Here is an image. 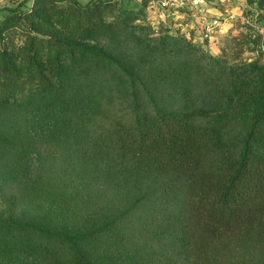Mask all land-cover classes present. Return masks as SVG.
I'll return each mask as SVG.
<instances>
[{
	"label": "trees",
	"instance_id": "obj_1",
	"mask_svg": "<svg viewBox=\"0 0 264 264\" xmlns=\"http://www.w3.org/2000/svg\"><path fill=\"white\" fill-rule=\"evenodd\" d=\"M67 1L93 15L96 0ZM164 23L127 46L117 18L103 61L28 35L36 73L0 92V264H264V111L235 94L194 108L184 87L242 80L219 82L216 56L175 48L191 40Z\"/></svg>",
	"mask_w": 264,
	"mask_h": 264
},
{
	"label": "rangeland",
	"instance_id": "obj_2",
	"mask_svg": "<svg viewBox=\"0 0 264 264\" xmlns=\"http://www.w3.org/2000/svg\"><path fill=\"white\" fill-rule=\"evenodd\" d=\"M93 5V15L86 17L77 12L75 3L67 0H0V92H4L5 87L10 85L9 89L6 88L7 94H10L12 89L24 85L26 77L36 73L28 63L32 53L28 51L27 45L30 33L53 35L76 43L91 42L89 52L95 53L93 57L97 61H103L104 57L97 52L98 48L106 45L99 41V36L107 35L109 29L116 27L117 18L128 21V36L123 33L118 38V43H127V46L133 44L134 35L157 41L158 36L165 34L162 30L163 22L171 25L170 31L176 34L190 28L185 23L175 24L170 15L164 17L160 13L155 16L142 4V0H112L107 3L96 0ZM208 5H215L213 9L222 12L224 21L218 28L215 42L204 45L200 38L190 39L191 42H188L180 37H173L175 40L172 41V46L216 56L213 63L227 77H219V82L228 80L233 83L232 79H241L242 88L238 93L232 91L226 95V82L219 83L220 87H214L212 91L209 84L199 87L193 83L184 87L181 93L191 92L195 88L197 98L193 103L194 108L204 111L215 107L216 101L221 102L223 98L226 100L233 94L239 99L236 108H251L256 113L264 111V95L261 92L264 76L263 3L261 0H208ZM153 28L155 32L152 31ZM38 56L42 60V48ZM92 75L94 74L90 76ZM174 92L177 94V90ZM177 98L175 105H182ZM185 104L184 102L183 106ZM238 134L241 136L243 132L235 131L237 137ZM11 193L12 196L16 195L15 190ZM17 201L19 205L24 204L18 197L15 199Z\"/></svg>",
	"mask_w": 264,
	"mask_h": 264
},
{
	"label": "built area",
	"instance_id": "obj_3",
	"mask_svg": "<svg viewBox=\"0 0 264 264\" xmlns=\"http://www.w3.org/2000/svg\"><path fill=\"white\" fill-rule=\"evenodd\" d=\"M147 9L164 17L170 15L175 24L190 25L188 31H181L187 38H200L204 45L215 42L218 28L222 25V12L214 5H208V0H147Z\"/></svg>",
	"mask_w": 264,
	"mask_h": 264
}]
</instances>
